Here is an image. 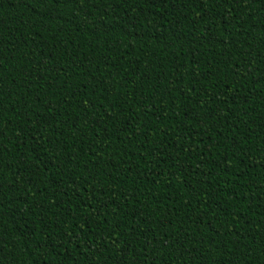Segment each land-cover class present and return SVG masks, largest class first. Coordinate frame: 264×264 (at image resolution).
<instances>
[{
	"label": "trees",
	"instance_id": "obj_1",
	"mask_svg": "<svg viewBox=\"0 0 264 264\" xmlns=\"http://www.w3.org/2000/svg\"><path fill=\"white\" fill-rule=\"evenodd\" d=\"M0 264H264V0H0Z\"/></svg>",
	"mask_w": 264,
	"mask_h": 264
}]
</instances>
